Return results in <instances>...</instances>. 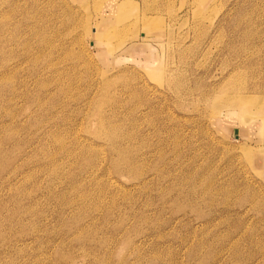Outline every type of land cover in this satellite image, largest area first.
Masks as SVG:
<instances>
[{
    "label": "rangeland",
    "instance_id": "rangeland-1",
    "mask_svg": "<svg viewBox=\"0 0 264 264\" xmlns=\"http://www.w3.org/2000/svg\"><path fill=\"white\" fill-rule=\"evenodd\" d=\"M0 264H264V0H0Z\"/></svg>",
    "mask_w": 264,
    "mask_h": 264
},
{
    "label": "bare ground",
    "instance_id": "bare-ground-1",
    "mask_svg": "<svg viewBox=\"0 0 264 264\" xmlns=\"http://www.w3.org/2000/svg\"><path fill=\"white\" fill-rule=\"evenodd\" d=\"M129 1V0H128ZM102 5H103V3H102ZM116 5V4H115ZM102 7V6H101ZM117 7V6H116ZM112 9V8H111ZM125 20V19H124ZM123 20V21H124ZM152 21V18L151 17H149L148 15H143V17L142 18H136L134 21H132V22H130L129 23V27L130 28H132V27H134V28H137V27H142L143 26V28L144 29H146L147 27H148V25L150 24V22ZM199 22V21H198ZM110 24L112 25V22H110ZM104 26V25H103ZM113 26V25H112ZM111 26V27H112ZM111 27H110V29H111ZM113 28H114V26H113ZM113 28H112V30H113ZM158 27H156V26H153V27H151V28H147L146 30H147V32L149 33L150 31H152V30H155V29H157ZM111 31V30H110ZM111 35H112V33L111 32H101L100 31V33H97V35H96V37L97 38H99L101 41H102V39H104V40H106V39H110L111 38ZM107 41V40H106ZM170 90H172L171 88H170ZM182 92V91H181ZM178 94V93H177ZM180 95V94H179ZM181 97H183V96H181ZM243 101V100H242ZM249 102L250 103H252V101H250L249 99H246V100H244L243 102H241V106H243V107H245V106H247L248 104H249ZM263 106V105H262ZM245 113H250L249 112V110H245Z\"/></svg>",
    "mask_w": 264,
    "mask_h": 264
}]
</instances>
